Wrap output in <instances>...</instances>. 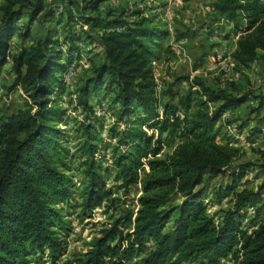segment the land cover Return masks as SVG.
<instances>
[{
  "label": "trees",
  "instance_id": "obj_1",
  "mask_svg": "<svg viewBox=\"0 0 264 264\" xmlns=\"http://www.w3.org/2000/svg\"><path fill=\"white\" fill-rule=\"evenodd\" d=\"M107 1L84 0L77 11L68 10V19L87 25L85 36L97 37L103 51L77 88V104L89 119L91 97L102 88L113 93L120 105L116 121L123 126L113 159L119 188L127 192L140 184L142 194L137 211H123L102 229L79 264H126L137 256L140 264H215L228 256L232 264H264V222L243 227L247 205L264 198V148L253 149L255 161L240 162L242 147L219 140L224 114L249 101L258 102L249 112L263 111L259 123L264 126V95L244 85L213 87L193 77L184 93L168 89L171 102L160 111L153 61L161 59L163 41L171 32L142 12L127 19L124 11L114 15V9L102 10ZM211 1L217 21L234 23L239 35L233 53L236 68L260 61L264 73V0ZM67 4L71 8L74 2ZM58 10L46 0L0 4V76L12 63L10 89L21 88L30 100L25 108L0 114V264H33L32 256L56 262L67 250L61 203L71 199L76 185L66 173L70 150L59 127L66 110L53 95L65 64L82 57L79 42L84 36L72 33L63 43L56 38L52 24ZM37 22L46 26L45 33L27 45ZM82 126L80 207L91 211L114 203L116 209L122 198L113 197L105 175L109 168L95 158L94 125L90 121ZM166 134L178 136L179 142L163 154ZM255 166L263 173L257 190L235 189ZM226 172L234 182L226 188L234 193L233 205L217 221L201 185L205 174ZM178 198L181 202L175 204ZM126 224L132 227L126 230Z\"/></svg>",
  "mask_w": 264,
  "mask_h": 264
},
{
  "label": "rangeland",
  "instance_id": "obj_2",
  "mask_svg": "<svg viewBox=\"0 0 264 264\" xmlns=\"http://www.w3.org/2000/svg\"><path fill=\"white\" fill-rule=\"evenodd\" d=\"M2 1L0 0V4ZM69 1L74 2L71 8L67 4ZM83 1L46 0L48 4L54 3L59 8L52 24L56 29V38L63 43L65 37L72 33L82 34L84 37L79 42L82 57L72 63L65 64L64 70L59 73L62 83L56 88L53 95L55 103L66 110L63 120L59 122V127L64 131L65 145L70 150L69 167L66 173L76 185L75 194L71 199L67 203H61L67 219L65 233L67 250L56 262L46 256L42 258L32 256L33 264H79V260L90 249L92 240L101 235L102 229L109 227L123 211L129 209L137 211L138 199L142 194L140 184H134L127 192L123 188H119L121 182L113 165V159L117 147V134L123 129V126L116 121V113L120 105L115 101L113 93L102 88L91 97L93 112L88 114L89 119L77 104V88L92 74V63L98 62L103 57L98 38H88L84 33L87 29L84 23L75 18L68 19V10L77 11ZM173 1L108 0L101 5L102 10L114 9L116 11L114 15H118L122 11L126 12L127 19H134L132 14L142 12L144 15L153 17L155 22L162 27L168 28L169 25L173 27L171 35L163 41L164 53L158 60L165 62L158 69L160 111L163 110L165 102L170 101L169 96L165 95L168 89L184 93L193 77H200L213 87L231 88V83H235L239 86L253 88L264 95V73L260 61H255L250 67L242 69H237L236 66L233 67L229 63L231 61L229 58L233 55L239 38L234 23L217 21L211 0H183L179 5H174ZM168 8L170 9L167 11ZM1 14L0 11V17ZM21 24L23 21L20 22ZM45 30V25L39 22L33 24L32 37L26 44L28 45L41 37ZM96 31L94 30L92 33H96ZM64 44L63 47L66 48L67 44ZM177 45H181V47ZM219 55H222V58ZM224 58L227 60H223ZM169 60H173V65L168 64ZM14 79L12 63H8L4 66L0 76V114L7 111L14 113L30 103L28 96L21 88L10 89ZM257 105V101H249L230 110L231 112L227 111L221 120L224 126L221 128L219 140L229 141L242 147L245 156L240 162L255 161L258 155L253 149L264 148V126L259 123L263 111L249 112V107ZM180 113L182 114V110ZM229 120L230 124L227 123ZM90 121L94 125L92 129L94 142L98 145L95 158L103 167L109 168L105 171V175L107 186L111 187L114 192L113 197L122 198V203L116 209H114L116 205L114 203L111 205L112 208L104 204L91 211H82L80 207V191L84 176L81 169L83 155L79 151V147L85 139L82 124ZM242 124L245 126L240 128ZM178 142V136L164 135L163 154L171 152ZM262 180L263 173L258 166H255L233 187L237 190L246 187L257 190ZM232 183L234 182L229 172L215 177L208 173L205 174L204 183L201 185L205 191L203 200L217 221L222 219L223 211L233 205L234 193L226 190ZM181 199L178 198L175 204L180 203ZM260 206L262 209L258 213L256 209ZM243 214V227L245 228L264 222V198L260 202L248 204ZM254 218L255 221L250 222ZM129 227H132L131 224L124 226L126 230ZM232 263V257L228 256L215 264ZM126 264H140L139 257L127 261Z\"/></svg>",
  "mask_w": 264,
  "mask_h": 264
},
{
  "label": "built area",
  "instance_id": "obj_3",
  "mask_svg": "<svg viewBox=\"0 0 264 264\" xmlns=\"http://www.w3.org/2000/svg\"><path fill=\"white\" fill-rule=\"evenodd\" d=\"M182 2H183V0H174L172 3L174 5H179ZM169 9L170 8H168L167 11ZM86 27H87V25H86ZM168 29H169L170 32L173 31V27L171 25L168 26ZM178 44H180V43H178ZM177 46L181 47V45H177ZM221 53H223V52H221ZM219 57L222 58V55H219ZM229 59L231 60V61H229L230 65L233 66V67H235L236 66V63H235V60H234L233 55ZM223 60H227V59L224 58ZM222 62H224V61H222ZM164 64H165V62H161V61H158V60L153 61V69H154V74H155V77H156V80L157 81H158V72H159L158 69H160L161 66H163ZM168 64H170V65L172 64L173 65V60L172 61L169 60L168 61Z\"/></svg>",
  "mask_w": 264,
  "mask_h": 264
},
{
  "label": "crops",
  "instance_id": "obj_4",
  "mask_svg": "<svg viewBox=\"0 0 264 264\" xmlns=\"http://www.w3.org/2000/svg\"><path fill=\"white\" fill-rule=\"evenodd\" d=\"M236 47H237V45H236ZM235 50H236V48H235ZM233 110V109H232ZM229 112H231V111H229Z\"/></svg>",
  "mask_w": 264,
  "mask_h": 264
}]
</instances>
